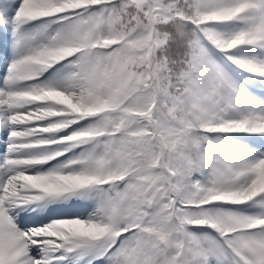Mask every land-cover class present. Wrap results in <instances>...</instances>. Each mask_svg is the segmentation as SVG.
<instances>
[{"label":"snow or ice","instance_id":"1","mask_svg":"<svg viewBox=\"0 0 264 264\" xmlns=\"http://www.w3.org/2000/svg\"><path fill=\"white\" fill-rule=\"evenodd\" d=\"M0 264H264V0H0Z\"/></svg>","mask_w":264,"mask_h":264}]
</instances>
